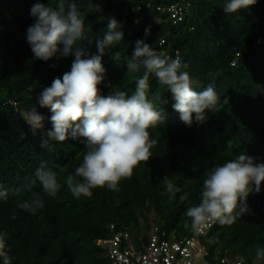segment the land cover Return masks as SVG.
Segmentation results:
<instances>
[{
    "label": "trees",
    "instance_id": "1",
    "mask_svg": "<svg viewBox=\"0 0 264 264\" xmlns=\"http://www.w3.org/2000/svg\"><path fill=\"white\" fill-rule=\"evenodd\" d=\"M170 1L74 0L86 17L82 58L99 54L96 41L107 29L106 18L115 17L125 35L105 49V79L98 86L102 95L135 90L144 70L128 73L126 61L142 39L159 54L186 64L182 70L190 73L195 90L214 85L220 101L206 112V122L194 120L189 127L173 109L171 93L150 75L149 98L165 116L149 129L157 140L153 156L122 180L119 190L96 188L91 197L77 199L64 180L82 162L85 146L69 138L43 148L52 128L51 111L39 104L42 90L71 70L75 56L57 52L47 61L34 59L26 30L35 22L30 9L38 0H0V185L9 190L0 198V233L11 264H110L96 243L110 235L109 223L127 226L135 245L152 225L180 238L190 229L184 213L199 203L202 180L212 167L240 153L264 163V0L234 14L224 12L228 0H196L177 25L155 10ZM39 2L55 6L57 0ZM89 3H98L100 11L89 12ZM33 107L45 117L44 129L35 134L23 116ZM42 163L61 183L54 197L43 193L36 176ZM165 176L172 180L174 194L166 193ZM32 193H39L45 204L34 215L19 207ZM246 205L249 212L233 225L214 224L200 238L207 264H221L223 256L242 259L241 264H264L256 259L257 248H264V183L248 195Z\"/></svg>",
    "mask_w": 264,
    "mask_h": 264
},
{
    "label": "clouds",
    "instance_id": "2",
    "mask_svg": "<svg viewBox=\"0 0 264 264\" xmlns=\"http://www.w3.org/2000/svg\"><path fill=\"white\" fill-rule=\"evenodd\" d=\"M256 3L257 0H228L223 9L226 14H234ZM87 8L89 12L100 11L98 3H89ZM30 14L35 22L27 28L26 40L34 59L47 61L57 52L65 57L75 56L71 70L42 90L39 104L51 111L52 128L41 143L43 148L48 147L50 141L64 142L69 138L79 139L85 146L82 162L74 174L67 175L64 180L77 199L91 197L96 188L119 190L120 182L131 178L134 170L153 156L157 140L151 137L149 129L157 127L165 116L149 98L150 75L171 93L173 109L189 127L194 120L201 124L206 122V112L220 101L214 85L209 84L202 91L195 90L190 73L182 70L187 68L186 64L179 58L159 54L142 39L135 42L131 57L126 61L128 73L144 70L136 80L135 90L131 94L118 91L102 95L98 86L105 79L106 69L102 64L105 49L123 40L125 35L115 17L106 18L107 29L102 39L96 41L99 54L82 58L86 53L79 44L86 38V17L74 0H57L55 6L38 0L32 5ZM23 116L33 134L44 129L45 117L35 107ZM36 176L43 193L56 196L61 188L57 173L42 163ZM163 183L166 193L174 194L172 180L165 176ZM262 183L264 163H256L244 153L212 167L202 180L199 203L189 206L184 213L193 232L204 233L217 223L233 225L242 214L249 212L247 197L253 190L259 192ZM8 191L0 185V198H6ZM15 191L19 194L20 189ZM19 207L34 215L45 204L39 193H32V198L20 202ZM188 226L186 223L185 227ZM5 249V236L0 233V258L3 264H11ZM256 259L264 260V248H257Z\"/></svg>",
    "mask_w": 264,
    "mask_h": 264
},
{
    "label": "built area",
    "instance_id": "3",
    "mask_svg": "<svg viewBox=\"0 0 264 264\" xmlns=\"http://www.w3.org/2000/svg\"><path fill=\"white\" fill-rule=\"evenodd\" d=\"M194 1L172 0L164 5H155V10L166 14V18L177 25L184 20ZM145 6L150 7L151 3L147 2ZM163 42L161 39L160 43ZM108 230L110 235L97 238L96 243L105 250L110 264H192L194 255L204 254L200 238L206 236L210 228L204 233H195L190 227L184 236L173 238L171 234L152 225L145 240H139L137 245L131 241L127 226L116 227L109 223ZM241 260H230L223 256L220 263L241 264Z\"/></svg>",
    "mask_w": 264,
    "mask_h": 264
},
{
    "label": "rangeland",
    "instance_id": "4",
    "mask_svg": "<svg viewBox=\"0 0 264 264\" xmlns=\"http://www.w3.org/2000/svg\"><path fill=\"white\" fill-rule=\"evenodd\" d=\"M148 216H152V214H148ZM192 264H207V262L204 260L203 256L201 254L194 255L193 256V263Z\"/></svg>",
    "mask_w": 264,
    "mask_h": 264
}]
</instances>
